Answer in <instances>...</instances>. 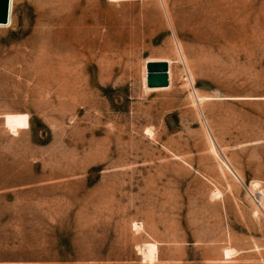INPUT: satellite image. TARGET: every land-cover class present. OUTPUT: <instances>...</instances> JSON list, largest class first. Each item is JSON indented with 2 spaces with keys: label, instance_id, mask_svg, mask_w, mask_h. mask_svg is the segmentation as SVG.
I'll return each instance as SVG.
<instances>
[{
  "label": "rangeland",
  "instance_id": "rangeland-1",
  "mask_svg": "<svg viewBox=\"0 0 264 264\" xmlns=\"http://www.w3.org/2000/svg\"><path fill=\"white\" fill-rule=\"evenodd\" d=\"M0 264H264V0H10Z\"/></svg>",
  "mask_w": 264,
  "mask_h": 264
},
{
  "label": "water",
  "instance_id": "water-1",
  "mask_svg": "<svg viewBox=\"0 0 264 264\" xmlns=\"http://www.w3.org/2000/svg\"><path fill=\"white\" fill-rule=\"evenodd\" d=\"M10 13V0H0V25H7ZM169 65L166 61L146 64V85L149 89H162L169 86Z\"/></svg>",
  "mask_w": 264,
  "mask_h": 264
},
{
  "label": "bare ground",
  "instance_id": "bare-ground-1",
  "mask_svg": "<svg viewBox=\"0 0 264 264\" xmlns=\"http://www.w3.org/2000/svg\"><path fill=\"white\" fill-rule=\"evenodd\" d=\"M226 169H229L228 166H227ZM134 227H135L136 230L139 228V226L136 225V224L134 225ZM140 252H141V255H142L143 260L146 261V262H148V263H152V262L156 261V259H157V247L154 244H151V243L145 244L144 245V248ZM225 255L227 257L231 256V254H230L229 251H226L225 252Z\"/></svg>",
  "mask_w": 264,
  "mask_h": 264
}]
</instances>
